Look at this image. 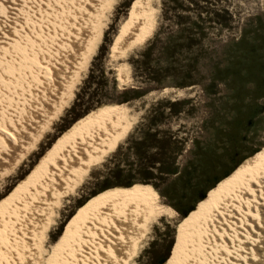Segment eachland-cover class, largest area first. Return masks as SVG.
<instances>
[{
	"label": "rangeland",
	"instance_id": "obj_1",
	"mask_svg": "<svg viewBox=\"0 0 264 264\" xmlns=\"http://www.w3.org/2000/svg\"><path fill=\"white\" fill-rule=\"evenodd\" d=\"M95 1V11L68 21L61 7L32 2L38 21L35 28L38 32L42 27L43 32L34 36L35 47L27 40H21L22 46L35 55L40 51L36 57L50 61L57 81L55 85L34 81L38 95H28L22 88L19 91L29 97L19 94L12 99L8 92L9 100L3 98L6 105L11 103L8 110L17 116L21 129L14 146L0 140L6 147L0 145V203L62 137L96 114L126 104L131 109V126L115 148L89 168L81 184L61 198L43 244L47 248L82 206L104 192L134 191L157 196L174 212L150 224L144 246H136L132 264H157L166 254L159 264L171 258L170 264L178 246V228L191 217L184 218L171 204L189 193L182 187V178L192 183L197 179L198 188L203 189L236 160L228 174L264 149V0H157L151 35L114 57L113 44L128 22L133 0ZM27 4L20 2L29 10ZM55 9L57 16L52 14ZM119 65L123 81L117 76ZM166 87L174 91L161 94ZM255 107L260 108L253 114ZM251 114L249 125L240 128L238 119ZM127 183L131 184L124 186ZM215 191L206 203L194 202L193 208L208 206ZM44 257L40 256L39 264Z\"/></svg>",
	"mask_w": 264,
	"mask_h": 264
},
{
	"label": "bare ground",
	"instance_id": "obj_2",
	"mask_svg": "<svg viewBox=\"0 0 264 264\" xmlns=\"http://www.w3.org/2000/svg\"><path fill=\"white\" fill-rule=\"evenodd\" d=\"M23 1L29 3L30 11L20 6ZM103 1L100 4H105ZM32 2L51 9L61 7L68 21L79 19L87 10L93 11L96 1L0 0V140L10 146L18 142L21 128L17 116L8 110L11 103L6 105L4 96L9 97L10 92L12 99L19 94L23 98L22 88L28 95H36L34 81L46 80L52 85L57 81L50 61H41L36 57L40 51L35 55L34 50L29 52L22 46L24 40L33 46L34 36L42 30L41 26L38 32L35 28L38 21L34 20ZM156 3L157 0H133L128 22L113 44V57L151 35L158 11ZM54 11L52 14L57 16V9ZM71 13L74 16H69ZM12 16L15 19L8 18ZM100 35L99 32L97 36ZM121 72L119 65L117 76L123 81ZM171 91L174 90L166 87L160 93ZM130 111L121 103L82 122L54 144L33 173L0 203V264H39L40 256H45L42 264H127L126 260L133 263L136 246H144L150 224L157 217L174 212L157 196L134 191L106 192L82 206L47 248L43 244L53 209L59 208L61 198L71 194L89 168L101 162L125 136L133 120ZM177 234L178 246L170 264H264V157L222 184L211 203L196 210L180 225Z\"/></svg>",
	"mask_w": 264,
	"mask_h": 264
},
{
	"label": "trees",
	"instance_id": "obj_3",
	"mask_svg": "<svg viewBox=\"0 0 264 264\" xmlns=\"http://www.w3.org/2000/svg\"><path fill=\"white\" fill-rule=\"evenodd\" d=\"M260 107H255V109L253 110V114H255L256 112H258L257 110ZM252 116V114L248 117H244L242 119H238V125L240 128H245L247 127V125H249L250 123V117ZM240 135L236 136L238 142L240 141ZM264 157V149L259 150L258 152H256L254 155L249 156L242 164L241 166H239L238 168H236L235 170L232 171V173L228 174L229 171L233 168V166L238 163V161L236 160L234 162V164L220 177L215 178L209 185H207L205 188L203 189H199L198 188V181L196 179V181L194 183L190 182L188 179H184L182 178V187H186L189 190L188 195H181L178 199L175 200V203H171L172 207L174 208V210H176L178 213H180L181 216H183L184 218H189L196 210H198L200 208V206H197L196 208H193L192 204L194 202H197L199 199H202L200 202L201 204L206 203L207 200L209 199L210 195L212 192H214L215 190H217L224 182H226L228 179H230L233 175H235L237 172H241L242 170H244L246 167H248L251 163H256L257 161H259L260 159H262ZM243 157H241L239 160H241ZM246 165V166H245ZM245 166V167H244ZM244 167V168H243ZM201 172V170H200ZM199 174V173H198ZM228 174V175H226ZM226 175V176H225ZM225 176L223 179H221L218 184H216L213 188H211L208 193L205 195L204 192L211 187L217 180H219L221 177ZM131 183H127L124 186H128ZM221 184V185H220ZM107 192V191H106ZM105 193V192H104ZM166 195L168 194V192L166 191L165 193ZM195 194L194 198H191V195ZM169 247V246H168ZM167 255V254H166ZM166 255L160 260L158 261L157 264L161 263L162 260L166 257ZM171 258L169 259V261L167 262V264H169ZM163 264H165L163 262Z\"/></svg>",
	"mask_w": 264,
	"mask_h": 264
},
{
	"label": "flooded vegetation",
	"instance_id": "obj_4",
	"mask_svg": "<svg viewBox=\"0 0 264 264\" xmlns=\"http://www.w3.org/2000/svg\"><path fill=\"white\" fill-rule=\"evenodd\" d=\"M132 2V1H131ZM129 4V3H128Z\"/></svg>",
	"mask_w": 264,
	"mask_h": 264
}]
</instances>
